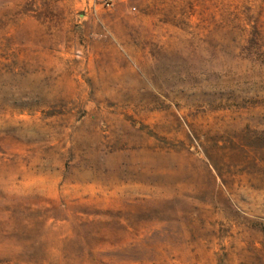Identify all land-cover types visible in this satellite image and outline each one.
I'll return each instance as SVG.
<instances>
[{
  "label": "rangeland",
  "instance_id": "obj_1",
  "mask_svg": "<svg viewBox=\"0 0 264 264\" xmlns=\"http://www.w3.org/2000/svg\"><path fill=\"white\" fill-rule=\"evenodd\" d=\"M0 264H264V0H0Z\"/></svg>",
  "mask_w": 264,
  "mask_h": 264
},
{
  "label": "built area",
  "instance_id": "obj_2",
  "mask_svg": "<svg viewBox=\"0 0 264 264\" xmlns=\"http://www.w3.org/2000/svg\"><path fill=\"white\" fill-rule=\"evenodd\" d=\"M110 1V0H109ZM107 5H109L110 3L109 2H106Z\"/></svg>",
  "mask_w": 264,
  "mask_h": 264
}]
</instances>
